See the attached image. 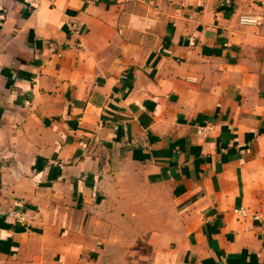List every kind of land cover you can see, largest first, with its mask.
<instances>
[{
	"label": "crops",
	"instance_id": "1",
	"mask_svg": "<svg viewBox=\"0 0 264 264\" xmlns=\"http://www.w3.org/2000/svg\"><path fill=\"white\" fill-rule=\"evenodd\" d=\"M0 264H264V0H0Z\"/></svg>",
	"mask_w": 264,
	"mask_h": 264
},
{
	"label": "built area",
	"instance_id": "2",
	"mask_svg": "<svg viewBox=\"0 0 264 264\" xmlns=\"http://www.w3.org/2000/svg\"><path fill=\"white\" fill-rule=\"evenodd\" d=\"M45 1H51V0H29L30 4L33 5L34 7L39 6L41 3ZM262 21L261 16L257 15H252V14H245L240 17V22L242 24H260ZM79 31V29H78Z\"/></svg>",
	"mask_w": 264,
	"mask_h": 264
}]
</instances>
